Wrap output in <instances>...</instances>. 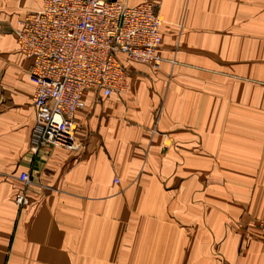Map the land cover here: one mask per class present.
<instances>
[{"label": "crops", "instance_id": "1", "mask_svg": "<svg viewBox=\"0 0 264 264\" xmlns=\"http://www.w3.org/2000/svg\"><path fill=\"white\" fill-rule=\"evenodd\" d=\"M144 2L160 67L125 60L126 95L84 93L78 150L32 153L16 31L42 0H0V264H264V0Z\"/></svg>", "mask_w": 264, "mask_h": 264}, {"label": "built area", "instance_id": "2", "mask_svg": "<svg viewBox=\"0 0 264 264\" xmlns=\"http://www.w3.org/2000/svg\"><path fill=\"white\" fill-rule=\"evenodd\" d=\"M160 11L155 2L128 6L126 0H42L41 10L18 22L19 52L31 61L29 77L35 86L32 153L47 147L77 151L75 114L85 108L84 93L126 95L125 60L160 67ZM19 181L25 189L14 201L24 207L32 180L22 173ZM260 224L264 233V219Z\"/></svg>", "mask_w": 264, "mask_h": 264}, {"label": "rangeland", "instance_id": "3", "mask_svg": "<svg viewBox=\"0 0 264 264\" xmlns=\"http://www.w3.org/2000/svg\"><path fill=\"white\" fill-rule=\"evenodd\" d=\"M261 220H263V219H261ZM260 220V221H261ZM260 221L256 224V228H257V232H258V234H259V238L261 239V240H263L264 241V233L261 231V228H260V226H261V224H260Z\"/></svg>", "mask_w": 264, "mask_h": 264}]
</instances>
